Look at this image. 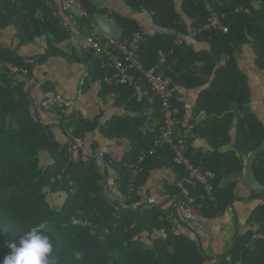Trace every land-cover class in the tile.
<instances>
[{"label": "trees", "instance_id": "16d2710c", "mask_svg": "<svg viewBox=\"0 0 264 264\" xmlns=\"http://www.w3.org/2000/svg\"><path fill=\"white\" fill-rule=\"evenodd\" d=\"M82 1L91 17L80 20L79 26L81 31L91 33L97 27L96 17L106 11L99 10L90 0ZM122 1L135 13L152 14L155 25L161 29L146 34L137 20L109 14L123 30L124 39L135 32H144L140 56L146 68L153 67L159 51H164L168 56L165 74L176 86L204 87L215 75L212 85L202 91L191 123L196 124L200 114L206 115L203 122L196 124L193 134L206 137L212 151L206 155L188 151V156L195 165L216 175L214 201L203 198L202 187L192 190L200 206V216L209 219L222 216L237 199L236 188L238 178L244 173V160L264 142V122L251 109V88L237 57L245 45H251L256 65L264 71V0H212L216 9L225 14L229 33L198 34V41L212 46L210 52L202 53H196L185 42L182 46L176 45L178 36L192 33L207 19L204 6L197 0L183 1L182 10L191 20L190 29L175 0ZM239 8L250 13L237 11ZM39 11L41 18L36 16ZM61 21L43 0H0V31L16 25L19 47L41 36L49 38L46 53L32 59L22 57L19 47L0 45V64L11 63L23 68L30 78L37 63L61 54L55 51V44L70 39ZM85 61L90 66L91 77L115 91L136 116L113 119L99 127L86 120H76L71 114L66 120L58 119L60 129L64 132L66 125L72 126L75 135L82 138L99 129L105 138L129 142L130 150L120 163H115L118 185L124 194L129 193L125 164L137 161L143 153L148 155L138 181L142 192L151 171L163 166L172 165L180 180L183 172L173 164L171 151L157 145L160 126L153 130L146 128L147 107L137 103L131 88L104 82L109 72L103 68L102 59L86 54ZM196 63L202 65L203 76L186 71ZM23 79L27 78L0 70V259L7 253L9 241L32 227H39L50 235L58 264H211V258L197 242L177 231L169 212L157 205L143 206L137 211H116L102 195L103 176L95 161L80 160L68 165L66 144H61L34 114L27 80ZM172 103L176 111L180 109L178 119L181 120L184 114L181 104L176 97ZM154 109L161 120L159 105ZM236 121L234 150L222 152L232 142L231 132ZM153 150H156L154 154ZM43 153L52 156L50 166L42 165ZM254 176L264 185V152L255 163ZM71 182L75 183L74 187ZM50 192L60 194L59 205L48 198ZM176 193L174 196H179L178 189ZM252 195L255 196L254 191ZM257 198L264 199V195ZM139 199L138 194L130 202ZM76 216L87 217L93 226L73 225L72 218ZM249 221L257 228L237 235L230 252L218 258L220 264H264V204L256 208ZM77 253L81 254L80 260L75 259ZM228 256L232 258L231 263L227 261Z\"/></svg>", "mask_w": 264, "mask_h": 264}, {"label": "crops", "instance_id": "0c3cea01", "mask_svg": "<svg viewBox=\"0 0 264 264\" xmlns=\"http://www.w3.org/2000/svg\"><path fill=\"white\" fill-rule=\"evenodd\" d=\"M90 1L99 10H105V15L108 17L109 14L116 13L130 18L128 5L122 0ZM183 1L175 0L178 11L190 29L191 20L182 10ZM216 1L220 2L223 0ZM49 2L50 4L45 3L54 11L55 16L60 18V20H66V14L62 10L60 0H49ZM73 12L76 13L77 11L73 10ZM138 15L137 21L146 34H152L161 30L155 25L153 16L149 12L143 11L142 13H138ZM36 16L41 18L40 11ZM93 31H100V29L97 26ZM164 31L168 32L167 30ZM88 35L89 32L79 30L74 33L73 39L55 44V51L61 54L50 57L44 63H37L31 77L23 79L27 80L28 92L34 106L32 107L34 114L38 115L39 119L50 128L56 139L63 145L66 144V137L59 127L57 114L43 111L42 108L43 104L51 100L56 94L76 101L79 113L85 120L99 127L106 126L113 119L136 116V113L127 107L125 100L120 98L115 91L104 87L101 81L94 80L90 77L82 85L83 73L88 68L85 61L86 54L82 51V45L85 44ZM182 38L185 44L191 47L196 53L210 52L212 50L210 43L198 41L196 37L192 36V33L182 36ZM48 42L49 38L47 36H41L34 42L19 47L16 25L12 24L0 31V45L3 48L12 49L19 47V54L27 59L45 54L48 48ZM237 57L240 68L247 75L251 88V109L264 122V71H261L257 67L256 56L251 45H245L241 51L237 52ZM186 71L193 76L204 75V70L200 63L189 65ZM214 78L215 75H212L207 84L200 88L188 89L177 86L179 90L176 98L184 110L183 117L180 120L184 133H187L189 125L194 120V110L202 91L212 85ZM176 109L179 113L180 109ZM146 116L148 118L146 128L153 130L160 126L161 120L154 108L147 107ZM205 119L206 115L202 113L197 116L196 122L201 123ZM236 131L237 121L231 132L232 142L222 148V152L234 150ZM203 134L206 135L207 133L204 131ZM84 140L86 151L85 161L87 163L95 161L103 176V162L100 158V154H103L107 159L112 160L113 165L110 174L117 178L115 163H120L124 159L130 150L129 142L123 139L105 138L100 134L99 129L94 133L87 134ZM187 151H191L194 155H206L212 151V148L206 137L192 133L189 136ZM41 161L42 165L47 167L53 163V158L50 154L43 153L41 155ZM177 180V172L172 165L155 169L151 171L144 183L143 196L146 198H155L157 200V206L170 213L169 217L175 224L177 231L190 236L201 246L211 260L228 254L234 247L237 235H244L248 231L257 228L250 223L249 219L256 208L264 204V199H258L257 196L252 195V191L244 183V173L242 177L238 178L236 188L237 199L224 215L214 219L199 216L197 221L193 223H180L181 218L176 212L174 198V195L177 194ZM102 184L103 197L110 192L114 194L119 193L117 188H113L110 191L104 186V182ZM59 196V193L52 194L50 192L48 198L52 200L54 205H59L62 201L59 199Z\"/></svg>", "mask_w": 264, "mask_h": 264}, {"label": "built area", "instance_id": "2783aa9c", "mask_svg": "<svg viewBox=\"0 0 264 264\" xmlns=\"http://www.w3.org/2000/svg\"><path fill=\"white\" fill-rule=\"evenodd\" d=\"M50 4L49 0H43ZM202 4L207 12V19L200 26L192 31V36L196 37L201 33L217 32L222 34L229 33V27L225 23V14L221 13L213 5L212 0H197ZM62 10L66 14V20L61 21V25L69 33L70 39L74 38V33L81 30L79 21L90 18L82 0H60ZM76 10L77 12H73ZM237 11H244L242 8ZM244 12L250 13L249 10ZM145 42L144 32L138 31L133 36L124 39H113L102 31H92L82 45V51L85 54L92 55L94 58L103 60V68L109 72L104 78L108 85L127 86L133 90V97L138 104H143L148 108H154L159 105L162 114V122L159 127V136L157 145L168 147L173 155V164L180 168L183 177L177 180L176 187L179 190V196L175 197V208L181 220L185 223L196 222L199 218L200 206L192 194V190L202 187L204 189L203 198H209L214 201L213 181L215 173L210 170H204L197 166L188 156L187 146L189 136L195 130L196 124L188 127L187 133H184L180 127L178 112L173 107V99L178 94V87L173 83L171 78L166 76L165 69L168 64V56L164 51H159L157 62L151 68H146L140 56L142 45ZM184 44L182 36H178L176 45ZM0 70L8 71L12 76L28 78L29 72L23 68L11 63H1ZM91 77L90 66L83 73L82 85L86 79ZM44 111L57 114L58 119L66 120L73 114L76 120H85L79 113L77 102L56 94L51 100L42 106ZM61 112V113H60ZM60 113V114H59ZM66 137V149L68 165L76 164L80 160L85 161V140L75 135L74 127L66 125L64 127ZM156 150L152 151L154 154ZM147 153H143L135 162L125 164L128 174L129 193H122L118 180L110 174L113 162L107 159L103 154L100 158L103 162V182L108 190L117 188L119 193L110 192L104 195L111 206L116 211H137L143 206H156L155 198H146L143 192L138 188V181L143 172V163L147 158ZM86 162V161H85ZM71 187L75 183L71 182ZM140 196L139 200L130 202L133 196ZM72 224L76 226L92 227V223L87 217H73ZM229 263L232 262L231 256L227 257ZM211 264H220L219 260H211Z\"/></svg>", "mask_w": 264, "mask_h": 264}, {"label": "clouds", "instance_id": "9594fccd", "mask_svg": "<svg viewBox=\"0 0 264 264\" xmlns=\"http://www.w3.org/2000/svg\"><path fill=\"white\" fill-rule=\"evenodd\" d=\"M75 259L80 260L81 254L77 253ZM0 264H58V261L50 235L32 227L7 243V253Z\"/></svg>", "mask_w": 264, "mask_h": 264}, {"label": "water", "instance_id": "95a60500", "mask_svg": "<svg viewBox=\"0 0 264 264\" xmlns=\"http://www.w3.org/2000/svg\"><path fill=\"white\" fill-rule=\"evenodd\" d=\"M128 10L130 14L129 17L131 19L138 20V13H135L129 6ZM95 21L100 31H102L109 37L113 39H121L123 37V30L107 15H99L96 17ZM262 152H264V142L255 151L249 154L245 160L244 183L251 191L255 192V196L264 195V185L258 183L254 176V166L258 159V156Z\"/></svg>", "mask_w": 264, "mask_h": 264}, {"label": "rangeland", "instance_id": "374dc122", "mask_svg": "<svg viewBox=\"0 0 264 264\" xmlns=\"http://www.w3.org/2000/svg\"><path fill=\"white\" fill-rule=\"evenodd\" d=\"M258 6V4L256 3V7Z\"/></svg>", "mask_w": 264, "mask_h": 264}]
</instances>
